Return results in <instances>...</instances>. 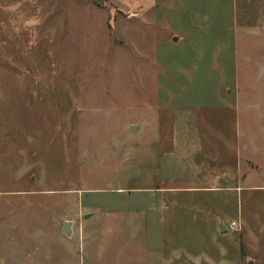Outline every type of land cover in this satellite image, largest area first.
<instances>
[{
  "label": "rangeland",
  "instance_id": "rangeland-1",
  "mask_svg": "<svg viewBox=\"0 0 264 264\" xmlns=\"http://www.w3.org/2000/svg\"><path fill=\"white\" fill-rule=\"evenodd\" d=\"M0 264H264V0H0Z\"/></svg>",
  "mask_w": 264,
  "mask_h": 264
},
{
  "label": "water",
  "instance_id": "water-1",
  "mask_svg": "<svg viewBox=\"0 0 264 264\" xmlns=\"http://www.w3.org/2000/svg\"><path fill=\"white\" fill-rule=\"evenodd\" d=\"M172 40L176 41V40H178V37L174 36ZM69 226H70L69 221H65L62 225V232L65 233L66 235H69V233H70V227ZM224 230H226V229L224 228L223 224L221 223V231H224Z\"/></svg>",
  "mask_w": 264,
  "mask_h": 264
}]
</instances>
